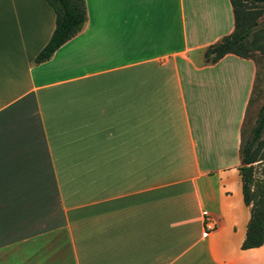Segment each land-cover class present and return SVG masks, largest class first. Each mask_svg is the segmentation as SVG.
<instances>
[{"label":"crops","instance_id":"0c3cea01","mask_svg":"<svg viewBox=\"0 0 264 264\" xmlns=\"http://www.w3.org/2000/svg\"><path fill=\"white\" fill-rule=\"evenodd\" d=\"M0 0V264H264L237 167L255 68L204 49L229 0ZM213 229L202 235L203 216Z\"/></svg>","mask_w":264,"mask_h":264},{"label":"trees","instance_id":"16d2710c","mask_svg":"<svg viewBox=\"0 0 264 264\" xmlns=\"http://www.w3.org/2000/svg\"><path fill=\"white\" fill-rule=\"evenodd\" d=\"M54 12V28L34 62L47 59L62 43L71 38L85 20L84 0H45ZM233 18L232 31L203 51L205 63H214L226 53L248 58L249 46L255 43L263 29H256L250 5L264 0H229ZM249 2V3H247ZM258 13V12H257ZM244 120V119H243ZM243 123V121H242ZM264 103L260 105L249 134L243 137L240 129V163L237 167L243 203L249 207V218L240 248L257 247L263 241L264 207Z\"/></svg>","mask_w":264,"mask_h":264},{"label":"rangeland","instance_id":"374dc122","mask_svg":"<svg viewBox=\"0 0 264 264\" xmlns=\"http://www.w3.org/2000/svg\"><path fill=\"white\" fill-rule=\"evenodd\" d=\"M248 6H250L251 10H257L252 11L251 15L254 17L253 20L257 23L256 29H263V31L255 38V43L249 46L247 53L248 58L254 64L255 77L241 126V133L244 138L248 136L250 128L254 124L256 113L260 105L264 103V2L251 3ZM261 138L264 139V132ZM262 153H264V148Z\"/></svg>","mask_w":264,"mask_h":264},{"label":"built area","instance_id":"2783aa9c","mask_svg":"<svg viewBox=\"0 0 264 264\" xmlns=\"http://www.w3.org/2000/svg\"><path fill=\"white\" fill-rule=\"evenodd\" d=\"M213 222L209 218L208 215L203 216V221H202V235H206L208 232H210L213 229Z\"/></svg>","mask_w":264,"mask_h":264}]
</instances>
